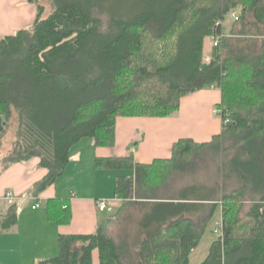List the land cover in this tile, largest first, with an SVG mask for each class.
I'll return each instance as SVG.
<instances>
[{
	"label": "trees",
	"instance_id": "1",
	"mask_svg": "<svg viewBox=\"0 0 264 264\" xmlns=\"http://www.w3.org/2000/svg\"><path fill=\"white\" fill-rule=\"evenodd\" d=\"M51 2L47 16L37 3L29 27L0 39V115L7 125L14 111L18 116L2 165L36 158L46 170L38 191L63 173L71 147L82 138L113 145L119 116H169L182 97L216 87L221 98L215 107L229 123L205 143L178 139L170 157L150 164L132 155L96 157L98 168L134 172L115 178L118 208L92 233L60 234L57 254L36 264H123L104 224L133 202L140 213L134 264H189L216 199L222 228L214 227L200 264H264V0ZM206 37L217 40L208 62ZM214 143L228 151L222 179L239 183L229 194L223 181L210 187L188 183L170 200H149L157 198L178 161ZM245 193L252 202L243 210ZM46 210L56 222L70 220L59 199L49 200ZM16 217L8 205L0 231H10Z\"/></svg>",
	"mask_w": 264,
	"mask_h": 264
},
{
	"label": "crops",
	"instance_id": "2",
	"mask_svg": "<svg viewBox=\"0 0 264 264\" xmlns=\"http://www.w3.org/2000/svg\"><path fill=\"white\" fill-rule=\"evenodd\" d=\"M37 3L38 0H0V39L29 27L36 18ZM225 25L228 26V22ZM212 46V37H206L203 47L204 62L210 59ZM220 98L218 88L208 87L182 97L178 109L169 116L117 117L113 145L95 146L93 139L82 138L71 147L69 161L63 173L53 184L39 191L36 184L44 177L46 170L36 158L3 167L2 156L0 220L1 214L10 204L14 205L17 217L16 224L10 231H0V264H36L39 260L57 254V238L60 234L94 232L97 225L120 204L114 193L115 178L118 175L134 174L132 170L119 174L115 172L116 169L98 168L95 158L132 155L135 161L150 164L154 160L170 157L172 144L180 138H190L197 144L208 142L213 136L220 134L223 128L220 117L213 113ZM3 118L0 116V126ZM200 152L201 150L193 153L187 161H178L167 181L157 189V198L149 200H170L184 186L174 188L172 179ZM8 193L13 196L11 202L3 199ZM51 199H59L68 206V222H56L48 217L46 206ZM99 199L109 200L112 209L98 210L96 201ZM36 202H39V206L32 208ZM133 203L131 205H136ZM216 203L218 205H215L214 212L216 208L219 209L217 222L221 218L220 200L216 199ZM105 213L109 214L104 216ZM194 219L199 223V217ZM204 257L200 255L193 258L192 250L189 264H200Z\"/></svg>",
	"mask_w": 264,
	"mask_h": 264
},
{
	"label": "rangeland",
	"instance_id": "3",
	"mask_svg": "<svg viewBox=\"0 0 264 264\" xmlns=\"http://www.w3.org/2000/svg\"><path fill=\"white\" fill-rule=\"evenodd\" d=\"M38 3L41 4L44 9L42 17L47 16L53 10L51 0H38ZM236 14L237 11H233L225 18V21L229 24ZM5 122L6 120L3 118L0 126V158L4 153H7L11 149L15 141L18 123L17 112L14 111L12 113L8 125H5ZM220 143H214L209 147L199 149L198 151L201 150L199 155L189 163H186L187 167H184L178 175L172 179L174 188L178 189L188 183H202L210 187L220 184L223 181L222 191L229 194L232 188L236 185L238 186L239 183H234V180L230 178H226L227 180L222 179L223 173L221 165L225 159L227 160L226 154L228 151L223 153L222 145ZM126 171L127 170H116L115 172L120 174L125 173ZM174 188L172 187V189ZM240 200L242 202L243 210H246L252 202L248 193H245ZM108 214L105 213L104 216H107ZM139 215V206L130 205L122 211H116V213L111 215L104 224V232L107 236L111 237L118 246L123 264H134L136 258V247L133 242L134 239L138 238L137 220ZM218 218L219 209L216 208L212 217L206 224L204 233L198 245L193 249V258L200 255L206 256L210 244L215 238L213 229Z\"/></svg>",
	"mask_w": 264,
	"mask_h": 264
},
{
	"label": "built area",
	"instance_id": "4",
	"mask_svg": "<svg viewBox=\"0 0 264 264\" xmlns=\"http://www.w3.org/2000/svg\"><path fill=\"white\" fill-rule=\"evenodd\" d=\"M217 44V40L215 38H212V45H216ZM213 113L218 115L221 119V123L223 126L227 125L229 123V120L228 118H225V117H222V113H221V110L217 107H215L213 109ZM3 199H6L8 202H11L12 199H13V196L11 193H8L6 194ZM39 206V202H36L32 208H37ZM96 206H97V209L98 210H111L112 209V206L110 204V201L109 200H105V199H99L96 201ZM221 228H222V224H221V220L217 221L215 223V229L214 231L215 232H220L221 231Z\"/></svg>",
	"mask_w": 264,
	"mask_h": 264
}]
</instances>
